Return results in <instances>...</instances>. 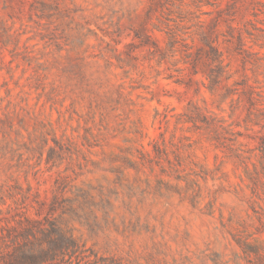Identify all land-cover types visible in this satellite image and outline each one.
<instances>
[{"label":"rangeland","instance_id":"obj_1","mask_svg":"<svg viewBox=\"0 0 264 264\" xmlns=\"http://www.w3.org/2000/svg\"><path fill=\"white\" fill-rule=\"evenodd\" d=\"M32 2L0 0V191L17 198L0 217L57 196L100 264H247L232 236L264 239L247 177L264 134V0H65L69 15ZM206 41L224 67L212 90ZM194 107L232 152L185 123ZM153 143L175 168L179 151L186 172L208 169L194 206L160 187L176 184L168 163H123Z\"/></svg>","mask_w":264,"mask_h":264},{"label":"trees","instance_id":"obj_2","mask_svg":"<svg viewBox=\"0 0 264 264\" xmlns=\"http://www.w3.org/2000/svg\"><path fill=\"white\" fill-rule=\"evenodd\" d=\"M33 10L45 11L53 7L58 14L67 13L68 15L75 12L68 7L65 0H32ZM72 1V0H71ZM161 3L170 2L171 0H158ZM72 7L75 5L71 2ZM85 35H82V37ZM208 46L207 57L214 66L210 70V90L217 84L218 79L224 74L221 55L212 44L206 41ZM229 77H226L228 80ZM229 89L227 88L226 91ZM249 105H253V100H249ZM185 123H192L195 129H200L202 125L207 130L209 141L218 144L232 152L233 144H227L229 140L223 135L225 130L219 124H212L207 121L197 108H193L191 112L185 115ZM264 119V117H263ZM201 123L198 126L197 123ZM264 128V124H263ZM225 132V131H224ZM57 144L56 141H54ZM259 178L256 166L253 165L254 172L248 173V179L251 182V193L259 198L260 193L264 196V134L260 137L259 143ZM152 153L140 151L139 156L131 159L128 156L123 157V163L127 168L140 171L141 169H149L152 172L153 167L157 166L161 175L164 173V165L166 162L169 168L175 172V185L168 184L162 179H157L160 187L165 191H171L174 194L186 197V199L194 206L195 199L200 197V186L198 178L205 180L203 177L207 175L206 166H199V170L190 168L185 171L186 166L179 159V153L176 152L175 158L178 162V168L170 164L168 159V151L164 144L153 143ZM54 148H48L47 161L52 159ZM234 157L239 158L236 154ZM57 190L65 189L64 181L57 180L55 182ZM181 184H183L181 186ZM16 190L19 189L16 185ZM10 201L11 204H8ZM69 201V200H68ZM264 201V200H263ZM16 194L10 190L0 191V207H6V214L12 211V204L16 205ZM44 204L39 203L38 209L34 217H30L26 212H16L11 216L12 219L0 217V264H100L97 254L87 248L84 243L78 240L73 229L69 227L65 220L66 207L63 199L54 196L49 206L44 210ZM69 207V206H68ZM17 209L16 207L14 208ZM0 208V215L2 214ZM60 211V213L58 212ZM256 213V211H254ZM260 229L257 233H264V213L259 215ZM233 241L240 248L247 264H264V239L252 237L251 235L242 236L241 234L233 235Z\"/></svg>","mask_w":264,"mask_h":264}]
</instances>
